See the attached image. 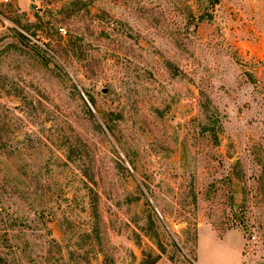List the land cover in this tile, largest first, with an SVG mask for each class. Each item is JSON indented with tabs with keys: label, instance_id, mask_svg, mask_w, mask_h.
I'll return each mask as SVG.
<instances>
[{
	"label": "rangeland",
	"instance_id": "obj_1",
	"mask_svg": "<svg viewBox=\"0 0 264 264\" xmlns=\"http://www.w3.org/2000/svg\"><path fill=\"white\" fill-rule=\"evenodd\" d=\"M17 2L0 0L10 264L264 259V0Z\"/></svg>",
	"mask_w": 264,
	"mask_h": 264
},
{
	"label": "crops",
	"instance_id": "obj_2",
	"mask_svg": "<svg viewBox=\"0 0 264 264\" xmlns=\"http://www.w3.org/2000/svg\"><path fill=\"white\" fill-rule=\"evenodd\" d=\"M17 5V0H15ZM21 8V7H20ZM214 247L210 246V250H196V264H219L222 262H233V254L232 252H225L224 250H215ZM235 260L238 263L246 264H264V259H258L250 253H245L244 250H239V255H235Z\"/></svg>",
	"mask_w": 264,
	"mask_h": 264
},
{
	"label": "trees",
	"instance_id": "obj_3",
	"mask_svg": "<svg viewBox=\"0 0 264 264\" xmlns=\"http://www.w3.org/2000/svg\"><path fill=\"white\" fill-rule=\"evenodd\" d=\"M8 255H9V253H7V252H0V264H10V262H9V260L7 258ZM154 263H155V261H152L149 264H154Z\"/></svg>",
	"mask_w": 264,
	"mask_h": 264
},
{
	"label": "built area",
	"instance_id": "obj_4",
	"mask_svg": "<svg viewBox=\"0 0 264 264\" xmlns=\"http://www.w3.org/2000/svg\"><path fill=\"white\" fill-rule=\"evenodd\" d=\"M3 2H8L9 0H2Z\"/></svg>",
	"mask_w": 264,
	"mask_h": 264
},
{
	"label": "water",
	"instance_id": "obj_5",
	"mask_svg": "<svg viewBox=\"0 0 264 264\" xmlns=\"http://www.w3.org/2000/svg\"><path fill=\"white\" fill-rule=\"evenodd\" d=\"M104 91L106 92V91H107V89H104Z\"/></svg>",
	"mask_w": 264,
	"mask_h": 264
}]
</instances>
